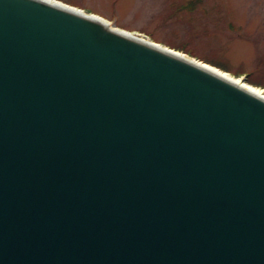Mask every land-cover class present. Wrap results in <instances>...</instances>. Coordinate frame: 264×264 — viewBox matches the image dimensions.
<instances>
[{
    "label": "water",
    "instance_id": "1",
    "mask_svg": "<svg viewBox=\"0 0 264 264\" xmlns=\"http://www.w3.org/2000/svg\"><path fill=\"white\" fill-rule=\"evenodd\" d=\"M210 66L0 0V264H264V99Z\"/></svg>",
    "mask_w": 264,
    "mask_h": 264
},
{
    "label": "rangeland",
    "instance_id": "2",
    "mask_svg": "<svg viewBox=\"0 0 264 264\" xmlns=\"http://www.w3.org/2000/svg\"><path fill=\"white\" fill-rule=\"evenodd\" d=\"M59 1L99 14L114 26L150 35L185 54L191 51L207 64L211 63L206 59L248 75L246 84L253 85L252 80L264 86V0Z\"/></svg>",
    "mask_w": 264,
    "mask_h": 264
},
{
    "label": "bare ground",
    "instance_id": "3",
    "mask_svg": "<svg viewBox=\"0 0 264 264\" xmlns=\"http://www.w3.org/2000/svg\"><path fill=\"white\" fill-rule=\"evenodd\" d=\"M56 2H59V3H61L62 5H64V6H74V5H70V4H67V3H64V2H62V1H59V0H55ZM75 7V6H74ZM75 9L77 10H80V11H82V8L81 7H75ZM90 14H92L93 16H95V17H98V18H100L101 20H103V22H105L106 24H108L109 26H113L114 24H112V23H110V21L108 20V19H106L105 17H103V16H101V15H99V14H96V13H94V12H92V13H90ZM118 29H122V28H119V27H117ZM122 30H125V29H122ZM126 31V30H125ZM153 43H157L158 44V41L157 40H155V39H153V41H152ZM216 70V69H215ZM218 71V70H217ZM218 72H220V71H218ZM222 75H224V76H226L227 78L229 77L230 79H232L233 81H234V83L235 84H237L238 86H242L244 89H246L247 91H249V92H251V93H253V94H255V95H257V96H259V97H261V98H263L264 99V90H262V89H260L259 87H256V86H254V85H250V84H246V83H244L243 82V80L242 79H240V78H236V77H233V78H235V79H233V78H231L232 76H231V74H229V73H225V72H220ZM228 78V79H229Z\"/></svg>",
    "mask_w": 264,
    "mask_h": 264
},
{
    "label": "trees",
    "instance_id": "4",
    "mask_svg": "<svg viewBox=\"0 0 264 264\" xmlns=\"http://www.w3.org/2000/svg\"><path fill=\"white\" fill-rule=\"evenodd\" d=\"M203 59V58H202ZM203 60H205V59H203ZM205 61H209L211 64H213V65H217V66H219V67H221V68H223V69H226V67L225 66H223V65H219V64H217L216 62H214V61H211V60H205ZM249 82L251 83V84H253V83H255V81H252V80H249ZM257 84V83H256Z\"/></svg>",
    "mask_w": 264,
    "mask_h": 264
}]
</instances>
